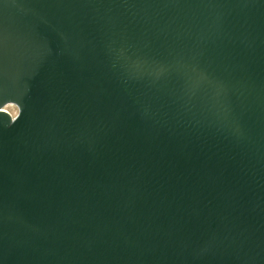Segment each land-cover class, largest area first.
Returning a JSON list of instances; mask_svg holds the SVG:
<instances>
[{
    "label": "water",
    "instance_id": "water-1",
    "mask_svg": "<svg viewBox=\"0 0 264 264\" xmlns=\"http://www.w3.org/2000/svg\"><path fill=\"white\" fill-rule=\"evenodd\" d=\"M0 264H264V0H0Z\"/></svg>",
    "mask_w": 264,
    "mask_h": 264
},
{
    "label": "rangeland",
    "instance_id": "rangeland-1",
    "mask_svg": "<svg viewBox=\"0 0 264 264\" xmlns=\"http://www.w3.org/2000/svg\"><path fill=\"white\" fill-rule=\"evenodd\" d=\"M5 109L6 108H8V109H10V110H14L15 111V115L17 114V112H18V109H17V107L15 106V105H6L5 107H4ZM7 109V110H8Z\"/></svg>",
    "mask_w": 264,
    "mask_h": 264
},
{
    "label": "bare ground",
    "instance_id": "bare-ground-1",
    "mask_svg": "<svg viewBox=\"0 0 264 264\" xmlns=\"http://www.w3.org/2000/svg\"><path fill=\"white\" fill-rule=\"evenodd\" d=\"M8 108H6V109H4L5 111H7L9 114H11V116H15V111L14 110H10V109H8Z\"/></svg>",
    "mask_w": 264,
    "mask_h": 264
}]
</instances>
